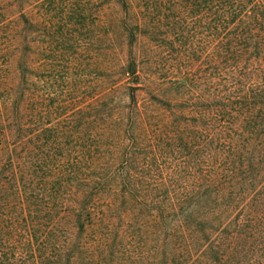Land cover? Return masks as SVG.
<instances>
[{
	"label": "trees",
	"instance_id": "trees-1",
	"mask_svg": "<svg viewBox=\"0 0 264 264\" xmlns=\"http://www.w3.org/2000/svg\"><path fill=\"white\" fill-rule=\"evenodd\" d=\"M106 1L127 53L100 90L71 57L57 92L84 11L0 0V264H264V0ZM163 20L202 71L146 77L134 47Z\"/></svg>",
	"mask_w": 264,
	"mask_h": 264
},
{
	"label": "rangeland",
	"instance_id": "rangeland-1",
	"mask_svg": "<svg viewBox=\"0 0 264 264\" xmlns=\"http://www.w3.org/2000/svg\"><path fill=\"white\" fill-rule=\"evenodd\" d=\"M87 2L88 0H56L55 5L51 6L52 9H59V11L54 14L55 22H57L59 27H63L66 24V21L71 17H76L75 14H72L74 12H79L78 10L80 9L84 11V16L88 18L83 25L72 27V31L75 30L72 33L77 37L75 40L78 41L75 43L76 45H79V47H75V44L69 43V36L67 37L64 30L60 32L59 35H56L55 48L58 50L55 51V56L59 55V58L55 61L56 73L59 78V81L56 84L57 92L66 89V86L61 79L65 74L64 69L68 66L67 63L71 57V60L76 63V65L73 66L72 76L76 77L77 80L81 79L83 81L84 89L88 88V90L96 87V85L92 84V79L95 78L96 84H98V89L100 90L107 85L105 73L107 65L110 62H119V59L123 56L122 54L127 53L128 48L125 46L126 39L124 34L120 29L114 27L117 24V20L122 18L121 8L115 3H111L110 5L106 0H97L95 7H92ZM42 3V0H25L24 9L31 12V14L39 11L44 12L42 8L46 10L49 9L47 4ZM64 4L69 7V12L70 10L73 12L66 15V12H63L62 10L65 6ZM93 8L94 11L97 10L98 12L96 13L98 17L95 23L94 19H90V9ZM140 10L142 11V8L137 9L138 12ZM166 15H168V13H166ZM109 21L114 22V26L111 30H113L115 36L112 41L107 38V32L110 30L108 26ZM75 22L77 21L75 20ZM162 23V26L156 27L155 29H152V27L149 29L148 27H145L140 31L138 42L134 47V52L137 55V58L143 63L141 68L146 77L151 80L159 77L169 80L170 78L180 76L181 72H186V70L189 69L202 71L203 69L201 68H203L205 54L204 52L199 51L200 46L198 41L195 42L196 46L193 45V51H189L184 56L183 54H180V51L182 50L179 47V45H181L180 42L172 47L170 41H168V39L171 38L169 36L172 34L173 30L169 21L163 20ZM72 24H74V22ZM150 26L152 25L150 24ZM40 39L42 40L43 37ZM190 45H192L191 42H189L188 46ZM108 50L112 53H109ZM122 94L123 93H118L116 95V101L122 100L123 103H127V99L122 97ZM174 94H176V92ZM143 98H147L146 93H140L139 99ZM164 152L165 154L163 155L166 159L170 156L168 148H166ZM147 156L150 155L147 154ZM118 207L115 216L118 215V212H122V207ZM145 214L148 215V213Z\"/></svg>",
	"mask_w": 264,
	"mask_h": 264
}]
</instances>
